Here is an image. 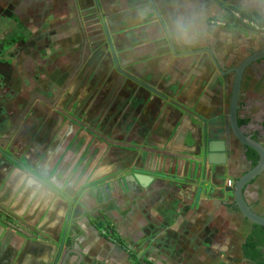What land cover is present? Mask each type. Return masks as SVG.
Listing matches in <instances>:
<instances>
[{
    "label": "crops",
    "instance_id": "1",
    "mask_svg": "<svg viewBox=\"0 0 264 264\" xmlns=\"http://www.w3.org/2000/svg\"><path fill=\"white\" fill-rule=\"evenodd\" d=\"M97 1L0 0V264L229 252L208 232L235 225L229 189L248 161L229 126L233 70L264 32L225 23L264 18V0ZM263 90L261 58L237 124L263 119ZM212 141L224 164H208Z\"/></svg>",
    "mask_w": 264,
    "mask_h": 264
},
{
    "label": "water",
    "instance_id": "2",
    "mask_svg": "<svg viewBox=\"0 0 264 264\" xmlns=\"http://www.w3.org/2000/svg\"><path fill=\"white\" fill-rule=\"evenodd\" d=\"M95 5L97 8H99V4L97 0H95ZM261 58H264V49L261 52L255 53L249 56L248 58L244 59L240 63V65L233 70L235 73V79H234L231 98L229 102V126L235 138L243 146L255 151L258 154L259 159L256 166H254V168H252L246 174L242 175L235 182L233 188H230L229 190L232 193L234 203L237 206L242 217L247 219L249 222L253 224L264 226V216L253 212L243 197V188L245 187V185L248 182H250L254 177L262 173L264 170V147L260 143L245 136L237 124L238 97L240 93V85H241L243 72L248 65ZM225 150H226L225 142L223 141L210 142L208 144V157H207L208 164L210 165L224 164L226 160ZM130 179L136 180L140 185L143 186L149 180L148 177L140 174H134L133 176H130Z\"/></svg>",
    "mask_w": 264,
    "mask_h": 264
},
{
    "label": "trees",
    "instance_id": "3",
    "mask_svg": "<svg viewBox=\"0 0 264 264\" xmlns=\"http://www.w3.org/2000/svg\"><path fill=\"white\" fill-rule=\"evenodd\" d=\"M238 12L240 13L242 18H248L251 22H254L259 28H264V18L260 17L257 13L248 14L245 12ZM225 24L227 26L231 25L232 27H242L252 30L248 25L241 24V21L239 19L233 18L231 15L229 16L228 21ZM245 123H247V120L239 121V128L242 127ZM244 148L247 150L245 152V156L248 161H251V168H253L258 162V154L249 148ZM243 174H245V172ZM238 179L239 177H237L235 181H237ZM226 207L230 212L241 215L234 202L229 205H226ZM243 223L245 227L248 228V232H245L244 238L240 245V253L242 260L250 264H264V226L250 223L247 219H244Z\"/></svg>",
    "mask_w": 264,
    "mask_h": 264
},
{
    "label": "flooded vegetation",
    "instance_id": "4",
    "mask_svg": "<svg viewBox=\"0 0 264 264\" xmlns=\"http://www.w3.org/2000/svg\"><path fill=\"white\" fill-rule=\"evenodd\" d=\"M263 61H264V58H263ZM263 118H264V116H263ZM256 126L258 128H256ZM263 127H264L263 126V119L260 122L259 121L255 122V121L248 119L247 123H245L241 127V130L245 136H247V137L251 138L252 140L260 143L264 147V133H263L264 129H263ZM237 146H238V149H237L238 152L240 150L243 152L247 151L244 148L245 146L240 144V142H238ZM240 166L242 168V172L243 173L245 172V174L252 169L251 168V161H247L244 164L241 163ZM242 174L239 175V178L242 176ZM231 186H232V184H231ZM243 197L253 212L263 216V207L261 206V204H264V170L262 173H260L256 177H254L250 182H248L245 185V187L243 188ZM244 219L245 218H243L242 215L236 214L235 225H238V223H239L236 231L240 230L239 232L243 236V238H244L245 232H248V228H246L244 223H243ZM220 263L227 264V263L221 262V261L215 262L213 264H220ZM241 264H250V263H247V262L242 260Z\"/></svg>",
    "mask_w": 264,
    "mask_h": 264
},
{
    "label": "rangeland",
    "instance_id": "5",
    "mask_svg": "<svg viewBox=\"0 0 264 264\" xmlns=\"http://www.w3.org/2000/svg\"><path fill=\"white\" fill-rule=\"evenodd\" d=\"M8 12H10V11H8ZM5 13L7 14L6 11H5ZM263 44H264V42H263ZM263 95H264V90H263ZM263 107H264V105H263ZM263 129H264V127H263ZM263 133H264V130H263ZM233 182H232V185L234 184ZM263 212H264V210H263ZM238 225H239V223H238ZM238 225L232 226L230 229H227V230H226V228H224V230H221L220 233H218V231L216 229H213V231L208 232V234L209 235L211 234L210 236H213V237L218 235L220 237V243L223 246L228 245V248H230V250H229V252L224 253L225 251H222L224 249H222L221 245H220L221 247L214 252H212L213 249L210 248L207 250L208 253L212 254L209 257L210 261L205 260V258H204V260H203L204 263H202V264H213L215 262H220V261L225 262L227 264H241L242 263V258H241V253H240V245L242 243L243 236L240 234V232H239L240 230L236 231ZM230 232H232V234ZM207 241H209V239H207ZM222 242H224V244ZM192 260L193 259L191 256V251L188 250L186 257H184L182 263H180V264H198L196 262L191 263Z\"/></svg>",
    "mask_w": 264,
    "mask_h": 264
},
{
    "label": "built area",
    "instance_id": "6",
    "mask_svg": "<svg viewBox=\"0 0 264 264\" xmlns=\"http://www.w3.org/2000/svg\"><path fill=\"white\" fill-rule=\"evenodd\" d=\"M230 15L233 18L239 19L241 24L248 25L252 30L255 31H264V28H259L254 22H251L248 18H242L238 11H231ZM231 187V183L229 185Z\"/></svg>",
    "mask_w": 264,
    "mask_h": 264
}]
</instances>
